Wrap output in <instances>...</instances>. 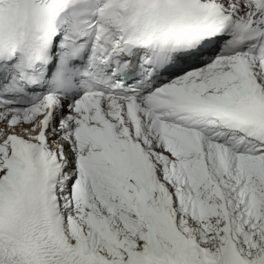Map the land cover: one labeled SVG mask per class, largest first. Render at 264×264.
<instances>
[{
  "label": "snow or ice",
  "instance_id": "snow-or-ice-1",
  "mask_svg": "<svg viewBox=\"0 0 264 264\" xmlns=\"http://www.w3.org/2000/svg\"><path fill=\"white\" fill-rule=\"evenodd\" d=\"M0 264H264V0H0Z\"/></svg>",
  "mask_w": 264,
  "mask_h": 264
}]
</instances>
